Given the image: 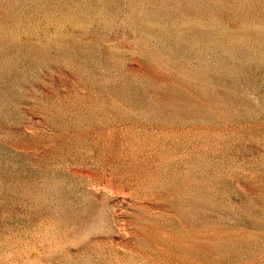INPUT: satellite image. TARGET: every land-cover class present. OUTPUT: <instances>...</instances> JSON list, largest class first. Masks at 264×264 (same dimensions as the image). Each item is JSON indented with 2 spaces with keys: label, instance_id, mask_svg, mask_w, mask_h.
<instances>
[{
  "label": "rangeland",
  "instance_id": "obj_1",
  "mask_svg": "<svg viewBox=\"0 0 264 264\" xmlns=\"http://www.w3.org/2000/svg\"><path fill=\"white\" fill-rule=\"evenodd\" d=\"M0 264H264V0H0Z\"/></svg>",
  "mask_w": 264,
  "mask_h": 264
}]
</instances>
